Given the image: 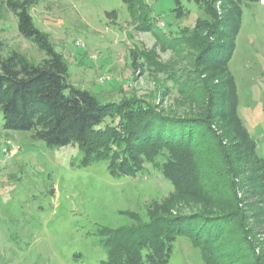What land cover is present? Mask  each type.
<instances>
[{"label": "trees", "instance_id": "16d2710c", "mask_svg": "<svg viewBox=\"0 0 264 264\" xmlns=\"http://www.w3.org/2000/svg\"><path fill=\"white\" fill-rule=\"evenodd\" d=\"M193 1L211 21L199 19L193 30H181L173 44H163L174 49L184 41L190 44L196 56L189 67L176 73L148 54L138 67L167 75L177 102L188 106L184 115L165 113L133 97L103 102L93 92L74 87L63 56L33 22L30 9L38 0L4 2L16 16L22 37L47 54L35 65L17 51L5 56L0 43L5 130L29 133L50 149L77 145L85 153L83 167L105 160L115 175L137 174L140 157L155 161L162 152L171 156L162 169L175 186L174 195L155 205L145 219L131 213L132 226L102 228L98 234L108 250L104 264H168L180 237L190 239L207 264H240L241 253H249L255 264L264 260V251L255 254L264 244L256 239L264 232L258 227L264 225V157L239 116L237 87L229 71L242 24L239 2L261 0H232L224 15L217 0ZM123 2L133 21L143 23L141 31L154 29L155 14L146 0ZM176 7L175 17L186 15L182 0H176ZM136 54H130L133 69ZM214 79L219 82L211 86ZM165 88L167 94L170 89ZM246 184L252 187L245 189ZM184 205L189 210H182Z\"/></svg>", "mask_w": 264, "mask_h": 264}, {"label": "rangeland", "instance_id": "374dc122", "mask_svg": "<svg viewBox=\"0 0 264 264\" xmlns=\"http://www.w3.org/2000/svg\"><path fill=\"white\" fill-rule=\"evenodd\" d=\"M5 1L0 0L3 54L17 51L30 63L40 64L46 52L22 37ZM146 1L155 14L149 32L141 31L143 23L133 21L123 0H38L30 14L63 56L74 87L93 92L103 102L133 97L165 113L187 114L188 106L177 102L176 88L166 74L138 67L146 63L143 56L148 54L182 73L196 50L184 40L177 49L163 44H173L181 30H193L199 19H211L193 0H182L187 10L182 18L172 14L176 0ZM217 1L223 15L232 7V0ZM239 5L242 24L229 71L235 78L239 116L264 157V0ZM131 51L137 53V70ZM218 82L214 79L210 84ZM165 87L170 89L167 94ZM84 156L77 145L50 149L29 133L5 130L0 112V264H104L108 250L98 232L136 224L131 213L145 219L155 205H163L175 193L162 169L170 154L162 152L155 161L138 158L140 171L133 175H115L105 160L83 167ZM181 208L189 210L185 205ZM259 225L263 230L264 225ZM256 239L264 240V232ZM263 251L264 244L255 254ZM238 256L240 264H255L249 253ZM168 264L207 263L190 239L180 237Z\"/></svg>", "mask_w": 264, "mask_h": 264}]
</instances>
